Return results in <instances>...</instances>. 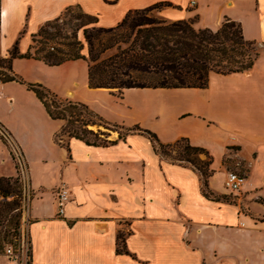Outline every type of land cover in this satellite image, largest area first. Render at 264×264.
<instances>
[{"label": "crops", "instance_id": "crops-1", "mask_svg": "<svg viewBox=\"0 0 264 264\" xmlns=\"http://www.w3.org/2000/svg\"><path fill=\"white\" fill-rule=\"evenodd\" d=\"M165 2L160 18L190 20L218 29L238 22L245 40L262 44L245 72H211L205 88H92L85 59L49 65L15 58L24 80L87 104L111 122L139 124L164 142L186 137L212 157L209 187L225 194L215 174L241 169L246 183L237 203L206 198L198 174L157 155L139 133L108 146L66 136L25 84L0 81V125L18 145L27 166L28 238L32 264H264V0H0V55L18 42L26 53L32 35L69 6L113 27L130 10ZM192 2H194L192 4ZM116 140V137L110 136ZM16 170L0 138V177ZM69 191L63 216L56 192ZM240 201V202H239ZM242 202V203H241ZM124 237L128 253H117Z\"/></svg>", "mask_w": 264, "mask_h": 264}, {"label": "trees", "instance_id": "trees-1", "mask_svg": "<svg viewBox=\"0 0 264 264\" xmlns=\"http://www.w3.org/2000/svg\"><path fill=\"white\" fill-rule=\"evenodd\" d=\"M163 5L168 3L160 2L144 9L130 10L122 21L113 27L95 25L84 29L83 35L88 46L87 56L82 53L83 46L79 41H65L59 43L60 47L48 46V40L61 36L57 25L60 17L48 21L32 35V42L26 53L19 52L16 42L7 56L0 55V81L25 84L42 102L51 118L63 121L55 139L67 150L69 146L61 138L63 135L80 139L88 145L108 146L115 144L118 139L123 140L130 133H139L151 141L155 153L161 158L194 170L199 176L201 191L206 198L228 201V195L215 193L209 187V178L213 174L212 157L205 148L192 145L186 137L164 143L154 131L139 124L125 127L109 122L87 104L61 97L43 84L28 82L13 69L15 58H34L49 65L85 59L89 66V86L116 89L117 96L121 97L122 90L130 87L205 88L211 72H245L255 64L258 57V52L253 48L255 42L244 39L238 22L226 18L216 30L195 28L190 20L170 21L156 16L154 11ZM82 16L92 17L93 24H97L95 16L85 12ZM49 27L55 31L50 32ZM105 33H113L112 36L117 38L129 37L131 34H134V37L131 42L123 40L124 48L118 47L112 54L101 58V54L112 48V45L102 42L101 35ZM141 75L150 77L153 83L138 82ZM90 126H103L106 131H94ZM110 131L118 132L116 140H109ZM202 154L204 159L201 158ZM11 181L17 183L12 177H0V196L4 197V201H0V218L4 215L5 207L20 204L21 190L11 185ZM12 195H17V198L8 202L6 198ZM116 251L128 253L121 234L117 238Z\"/></svg>", "mask_w": 264, "mask_h": 264}, {"label": "rangeland", "instance_id": "rangeland-1", "mask_svg": "<svg viewBox=\"0 0 264 264\" xmlns=\"http://www.w3.org/2000/svg\"><path fill=\"white\" fill-rule=\"evenodd\" d=\"M82 14H83V11L76 6H72L68 10H65L64 12H62V14L59 16L60 19L57 22L61 36H58L55 40H48V42H47L48 46L60 47L59 43H62L65 41H69V42L79 41L83 46L82 53L87 56L88 55V46H87V43L84 39L83 30L86 28L90 29L93 26H95L96 24H93V22H92L93 18L92 17L82 16ZM154 14L157 16L156 11H154ZM54 23H56V22H54ZM105 28H107V27H105ZM48 29L50 32L55 31V29L50 28V27ZM112 35H113V33H105V34L101 35L102 36V42H105V44H107V45H112L111 49H108L103 54H101V56H100L101 58H104V57L112 54L113 52L116 51V49L118 47L124 48L125 43L123 40H129V42H131V40L134 37V34H131V36H129V37L125 36L123 38H121V37L117 38V36H112ZM42 40H45V39H42ZM261 47H263L262 44H258L256 42L253 46V48L257 52L259 50H261ZM138 82L145 83V84L153 83L151 81L150 77L145 76V75H141ZM109 122H111V121H109ZM112 123H117V122H112ZM117 124H120V123H117ZM120 125H124V124H120ZM124 126L125 127H131V126H126V125H124ZM90 129H92L94 131H97L98 129H101L102 131H106V129L103 126H100V128H98L97 126H90ZM110 133H111L110 136L112 135L113 137H116V136L118 137L117 131H115V132L110 131ZM61 138L63 140H66V135L61 136ZM109 140H113V139H111V137H109ZM201 158L202 159L205 158L204 154L201 155ZM226 171H235V172H239L241 174H245V172L242 171L241 169L240 170L236 169V168L233 169L230 167H228ZM18 177L19 176L17 175V172H16V175L13 176L12 178H13V180H16L17 183H14L13 181H11V185L17 187V189L20 188V190H21L20 191L21 192L20 204H19V206L17 203V204L12 205L11 207L10 206L5 207V210L3 211L4 215H3V217L0 218V264H5V257H4L5 247L7 244L11 243L13 241V239L17 236L18 229H19V226L21 223V215H22L21 201H22L23 190H22V185H21ZM17 178H18V180H17ZM215 179H216L215 180L216 183H218V185H220V187L223 188L224 193L229 196L228 201L233 202V203H237L238 199L236 198V196L238 195V193L242 192L243 188L238 192H230V190L224 186L225 178L223 179L222 172H219V171L216 172ZM15 198H17V195L9 196L6 198V200L8 202H12ZM0 201H4L3 196H0Z\"/></svg>", "mask_w": 264, "mask_h": 264}, {"label": "built area", "instance_id": "built-area-1", "mask_svg": "<svg viewBox=\"0 0 264 264\" xmlns=\"http://www.w3.org/2000/svg\"><path fill=\"white\" fill-rule=\"evenodd\" d=\"M194 2H192L193 4ZM0 138L6 143L9 154L14 163L15 170L19 176V181L22 185V215L21 223L18 229L17 236L13 241L5 247V264H32L31 244L28 238L29 218V203L31 190L29 187L27 166L24 161L20 148L14 142L9 133L0 125ZM246 175L235 171H227L224 186L230 192L240 191L246 183ZM69 191L65 187H60L56 192L57 214L63 216L65 206L69 201Z\"/></svg>", "mask_w": 264, "mask_h": 264}]
</instances>
